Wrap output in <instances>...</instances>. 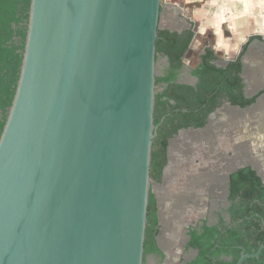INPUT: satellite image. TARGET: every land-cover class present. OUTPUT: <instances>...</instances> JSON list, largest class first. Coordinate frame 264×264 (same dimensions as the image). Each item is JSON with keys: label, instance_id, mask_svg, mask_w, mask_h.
<instances>
[{"label": "water", "instance_id": "water-1", "mask_svg": "<svg viewBox=\"0 0 264 264\" xmlns=\"http://www.w3.org/2000/svg\"><path fill=\"white\" fill-rule=\"evenodd\" d=\"M161 1L30 0L0 135V264H143Z\"/></svg>", "mask_w": 264, "mask_h": 264}, {"label": "trees", "instance_id": "trees-1", "mask_svg": "<svg viewBox=\"0 0 264 264\" xmlns=\"http://www.w3.org/2000/svg\"><path fill=\"white\" fill-rule=\"evenodd\" d=\"M29 8L30 0H0V135L20 74ZM195 37L193 25L181 32L157 29L155 60L165 59L166 67L155 78L153 117L157 132L151 147V183H162L168 164V144L180 131L203 129L209 115L224 103L248 109L263 93L246 96L242 77V59L249 45L253 40L264 41V36L259 35L248 37L236 57L225 63L212 48L206 47L192 71L196 85L178 84L183 58ZM221 62L224 64L219 66ZM225 201L227 206L217 212L216 223L203 220L188 228L185 251L196 254L190 259L182 258L179 264H236L242 254H253L264 244V181L252 165L229 174ZM157 212L156 198L150 192L143 264L148 255L163 259L157 245L160 231ZM242 264H264V249L259 257L248 258Z\"/></svg>", "mask_w": 264, "mask_h": 264}, {"label": "rangeland", "instance_id": "rangeland-1", "mask_svg": "<svg viewBox=\"0 0 264 264\" xmlns=\"http://www.w3.org/2000/svg\"><path fill=\"white\" fill-rule=\"evenodd\" d=\"M213 1L214 5L217 3V6L222 3V0H216V3L215 0ZM226 10L230 13H237L235 4L231 2L223 4V12L226 13ZM217 11L220 12L219 8ZM164 15L162 13L158 23V27L162 29L168 27L167 18ZM212 15L214 16L213 13H210L207 22L202 25L204 36L203 39L200 38L202 40H199L201 45L209 44L215 52L217 51L215 45L218 43L225 44L223 43L225 41L235 45L237 42L233 39L229 42L218 38L220 27L222 28L223 25L219 24L215 27V24L213 25L211 22ZM172 28L178 29L181 28V25L175 24L172 25ZM226 37H230L229 34ZM193 45L200 49L198 42L197 44L194 42ZM258 46L264 48L262 43ZM227 47L229 49V46ZM222 53L219 57L223 60L233 57ZM165 67L164 59L158 58L155 63L156 77L163 74ZM183 77H185L184 73L180 75V79ZM257 88V86L253 87L247 91V94L256 93ZM263 104L264 95L258 99L256 105L249 109L230 108L228 114L234 118H232L234 125H230V128L224 123L219 125L220 121L215 116L207 128L199 132L181 131L175 142L173 141L163 181L159 185L152 183L151 192L156 195L160 211L163 207L170 208V212H167L168 218L180 217V221L175 222V225L181 228V234L177 238L179 244L186 239L184 229L194 226L204 219L209 224L216 223L217 212L226 208L227 174L229 169L234 168L227 166L229 161L237 160V157L242 158L246 164L258 169L264 181V131L261 130L260 123L255 124L254 119H249L251 115L255 117L260 114L264 107ZM246 113L249 114L248 119L245 118ZM218 125L220 126L219 131L216 130ZM160 200L164 202V206H161ZM222 215L227 218L224 211H222ZM192 256L193 254H189L184 257L190 259ZM154 264H157V260Z\"/></svg>", "mask_w": 264, "mask_h": 264}, {"label": "crops", "instance_id": "crops-1", "mask_svg": "<svg viewBox=\"0 0 264 264\" xmlns=\"http://www.w3.org/2000/svg\"><path fill=\"white\" fill-rule=\"evenodd\" d=\"M164 2L165 5L163 6ZM227 2L235 4L237 13H230L227 10L226 13L223 12V4H226ZM216 4L214 5L213 0H163L160 6V19L162 17V13L165 14L164 16L167 18L166 24L168 27H165L164 29L181 32L189 29L193 25V30L196 33L194 42L196 44L198 42V47L200 49H197L196 46L192 45L190 50L187 52L183 61V73L185 74V77L180 79L182 83L188 84L192 87H194L197 83V79L192 75V71L198 66L200 61L199 55L202 52V49L206 46V44L201 45V41H199L202 40L204 36V34H202L204 30L202 25L207 22L208 15H210V13L214 14V16L212 15V17H209L211 18L212 24H215V27L219 24L223 25V30H221L222 28L220 27V32L218 34V36H220L218 38L223 41L228 40L229 42L233 39V41L237 42L235 45L228 42L226 43L225 41L223 42L225 44H216L215 49L217 51L214 52L217 56H221V54H223L222 52H224L233 56L227 60L234 59L238 54L241 45L248 37L254 35L264 36V0H222L220 5L217 6ZM218 8L220 12L217 11ZM244 19L245 21H243ZM175 24L181 25V28H172V25ZM228 34L230 37H226ZM260 43L261 42L258 40L253 41L242 59V63L244 65L242 77L245 83L246 96L248 95L247 91H250L255 86L258 87L256 93H264V48L258 46ZM227 46H229V49ZM256 93L249 94L248 96H253ZM255 117L256 120L258 119V123H260V127L262 128L261 130L264 131V107L262 108L260 114ZM245 118H249L248 113L245 114ZM253 118L254 117L251 115L249 119L252 120ZM244 161L245 160L240 163L237 162L236 165H239ZM256 170L262 177L258 169ZM154 196L156 198L155 194ZM156 202L159 204L157 198ZM160 203L161 206H164L163 201L160 200ZM157 208L158 221L160 225L159 235L157 236V245L163 254V259L154 255H148L146 257L145 264H154L156 260L157 264H160V261H162V264H179L180 260L185 258V255L193 254V256H195L196 252L185 251V243L188 240L187 233L190 226L184 229L186 239L184 242L179 244L177 238L181 234V228H178L175 225V222H179L180 217L175 216V219L168 218L167 212H170V208L163 207L161 211L159 206H157Z\"/></svg>", "mask_w": 264, "mask_h": 264}, {"label": "flooded vegetation", "instance_id": "flooded-vegetation-1", "mask_svg": "<svg viewBox=\"0 0 264 264\" xmlns=\"http://www.w3.org/2000/svg\"><path fill=\"white\" fill-rule=\"evenodd\" d=\"M253 41H255V40H253ZM252 41V42H253ZM257 41V40H256ZM251 42V43H252ZM259 42H261V43H264V41H259ZM193 45V44H192ZM210 47V48H212L209 44H206V46H205V48L206 47ZM250 46V45H249ZM205 48H203L202 49V52L200 53V55L203 53V50L205 49ZM213 49V48H212ZM214 50V49H213ZM187 54V53H186ZM246 54V53H245ZM200 55H199V60H200ZM186 56V55H185ZM185 56H184V58H185ZM219 57V56H218ZM184 58H183V61H184ZM220 59H221V57H219ZM224 63L225 62H227V61H229V60H223V59H221ZM230 60H232V59H230ZM200 62V61H199ZM224 63H218V65L220 66V65H223ZM183 71H184V62H183V66H182V68H181V70L179 71V74H178V77H177V83L178 84H183V85H188V84H184V83H182L181 81H180V75L183 73ZM189 86V85H188ZM257 94V93H256ZM264 95V93H262L258 98H257V100H256V102L253 104V105H256L257 103H258V99L259 98H261L262 96ZM252 105V106H253ZM251 106V107H252ZM251 107H249V108H251ZM230 108H237V109H239V110H245V109H240V108H238V107H233V106H230L229 104H227V103H224L221 107H219L215 112H213L212 114H210L209 115V118H208V124L203 128V129H205V128H207V126L209 125V122L211 121V119H213L215 116H216V118H218V121H220V123H219V125L221 124V123H224L226 126H228L229 128H230V125L232 126V125H234V122H233V117H230V114H228V110L230 109ZM248 108V109H249ZM222 113H224V115H222ZM233 118V119H232ZM220 119V120H219ZM254 119V122H255V124L256 123H258V119L256 120V117H254L253 118ZM253 122V123H254ZM218 125V127L216 128V130L218 129V131H219V128H220V126ZM203 129H200V130H193V129H190V130H183V131H190V132H199V131H201V130H203ZM181 132V131H180ZM179 132V133H180ZM179 133H178V135H179ZM177 135V136H178ZM176 136V137H177ZM176 137L175 138H173V139H171L170 140V142H169V144H168V147H167V155H168V162H169V151H170V149H171V147L173 146V144H174V142H175V139H176ZM174 141V142H173ZM239 157H237V160L235 159V160H233V161H229V164L227 165L229 168L230 167H234V166H237L236 165V163L237 162H241V161H243L242 160V158L241 159H239ZM242 163H246V161H244V162H242ZM250 164H248V166H249ZM167 166H168V164H167ZM166 166V167H167ZM165 167V168H166ZM165 170V169H164ZM164 170H163V172H164ZM232 170V169H231ZM230 169H229V171H228V174H227V177L229 176V174H230V171H231ZM163 177H164V173H163ZM163 181V180H162ZM227 183H228V181H227ZM159 185V184H158ZM227 187V186H226ZM227 189V188H226ZM158 215V214H157ZM205 220V219H204ZM195 226V225H194Z\"/></svg>", "mask_w": 264, "mask_h": 264}]
</instances>
